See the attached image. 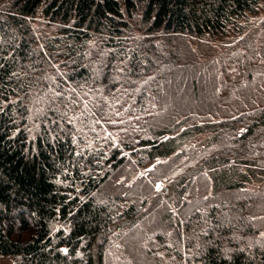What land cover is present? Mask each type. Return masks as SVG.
Segmentation results:
<instances>
[{
  "label": "trees",
  "instance_id": "obj_1",
  "mask_svg": "<svg viewBox=\"0 0 264 264\" xmlns=\"http://www.w3.org/2000/svg\"><path fill=\"white\" fill-rule=\"evenodd\" d=\"M263 80L264 0H0V257L264 264Z\"/></svg>",
  "mask_w": 264,
  "mask_h": 264
},
{
  "label": "rangeland",
  "instance_id": "obj_2",
  "mask_svg": "<svg viewBox=\"0 0 264 264\" xmlns=\"http://www.w3.org/2000/svg\"><path fill=\"white\" fill-rule=\"evenodd\" d=\"M201 52H199L200 54ZM196 78L195 76H191L188 72L183 74L180 78L174 79V85L172 86V92L169 94L167 98V105L168 107L177 105L178 99H184L185 102H189L191 104H195L198 102L200 97H208V99H211L214 97V92L211 89V76L209 74H206L205 76L202 75L200 79ZM197 80V81H195ZM195 82V83H194ZM197 82V83H196ZM264 82V80H263ZM194 84H197V87L194 88ZM199 84V87H198ZM261 90V89H260ZM236 95H240L241 91L240 88L237 89V92H235ZM258 93H261V91H258ZM257 95V91L255 93ZM254 97V95H253ZM181 110V109H180ZM179 112V111H178ZM182 112V111H180ZM205 138L206 135L200 134L197 135V137L188 143V147L190 148H197L200 149L199 152L202 151L205 145ZM163 163H166V160L162 161ZM156 166L155 164H152L151 167ZM174 181V176L172 175H166L164 178L161 177L156 183H155V191L158 195H166L171 190V183ZM160 204H162V200H157ZM0 264H14V260L10 258H4L0 257Z\"/></svg>",
  "mask_w": 264,
  "mask_h": 264
}]
</instances>
